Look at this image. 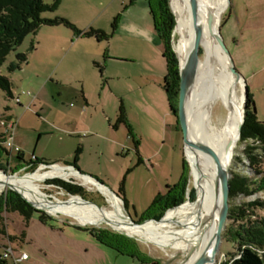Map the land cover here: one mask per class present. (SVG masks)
<instances>
[{
  "label": "rangeland",
  "instance_id": "1",
  "mask_svg": "<svg viewBox=\"0 0 264 264\" xmlns=\"http://www.w3.org/2000/svg\"><path fill=\"white\" fill-rule=\"evenodd\" d=\"M227 5L228 0L221 20L222 35L237 70L245 78L257 117L264 122V0H229L228 8ZM42 17L66 18L81 34L65 25H43L9 53L0 73L11 80L13 97L0 89V132L8 137L11 133L3 122L12 120L16 123L14 143L24 153L25 162L35 156L37 160L33 161L75 167L119 195L125 211L137 223L155 219L148 217L165 206L174 190L180 192L186 178L183 196L187 200L188 191L191 199L195 189L185 136L172 111L165 45L155 32L149 3L63 0L58 10L45 12ZM175 19L176 52V15ZM92 30L104 31L107 38L84 35ZM21 53L27 61L19 69L11 70ZM224 113L227 114L224 104H218L215 114ZM3 146L8 149L6 143ZM253 152L264 166V150L258 148ZM16 164L15 156L14 161H7L6 154L0 157V170L8 175L35 171ZM234 174L255 175L247 143L241 139L231 164V178ZM51 180L42 182V190L49 196L68 199L71 193ZM66 182L82 187L84 200L107 205L101 192L81 184V177H71ZM1 197L23 198L11 187L0 192ZM158 198L161 202L155 208L152 205ZM254 200L264 201V192L250 197L241 195L230 200V206L244 207ZM254 210L258 216L264 215L261 209ZM42 212L45 211L37 210L29 225L18 212L4 213L0 256L11 243L16 256L24 252L29 256L20 264H178L183 258V253L169 249L176 255L170 258L158 247L104 223L83 225L85 221L74 216L48 212L45 213L52 218L44 223L40 218ZM238 222L228 221L215 264L228 262L239 251V244L242 248L248 246L235 239L237 232L243 233ZM86 229L124 237L129 249L143 255L148 263L126 253L122 243L99 238ZM8 261L14 264L12 258Z\"/></svg>",
  "mask_w": 264,
  "mask_h": 264
},
{
  "label": "bare ground",
  "instance_id": "2",
  "mask_svg": "<svg viewBox=\"0 0 264 264\" xmlns=\"http://www.w3.org/2000/svg\"><path fill=\"white\" fill-rule=\"evenodd\" d=\"M198 1V18L203 29V56L186 106L190 124L186 155L190 165L191 183L195 189V200L188 196L182 204L173 207L174 209L170 208L161 219H149L136 225L125 211L122 199L91 177L79 175L77 170V173L65 170L69 168L63 165H54L45 172L39 170L44 169L42 166L35 173L26 175H8L0 170V192L11 187L33 205L50 214L71 215L84 220L83 225L104 223L120 233L158 247L170 258H175L176 255L170 253L169 249L179 251L183 253V258L178 264H195L203 255L206 259L201 264H215L220 251H215V245L220 222L221 191L218 184V165L207 153L203 142H211L218 151L222 167L231 170L240 141L246 82L233 75L229 58L216 37L225 12L226 0ZM171 6L177 18L176 33L179 36L175 48L181 64L184 65L195 37L190 0H171ZM221 103L227 109V114H215L216 106ZM56 166H63L65 169ZM75 176L83 179V186L101 192L107 205L98 206L84 200L81 195L73 194L62 200L57 196H49L42 190L41 184L44 180L61 178L68 181Z\"/></svg>",
  "mask_w": 264,
  "mask_h": 264
},
{
  "label": "trees",
  "instance_id": "3",
  "mask_svg": "<svg viewBox=\"0 0 264 264\" xmlns=\"http://www.w3.org/2000/svg\"><path fill=\"white\" fill-rule=\"evenodd\" d=\"M63 0H52L47 4L44 0H0V67L6 61L7 56L24 39L31 33H37L43 25L59 26L65 25L73 28L79 34V31L68 19L56 17L53 19H45L42 14L45 12H54L59 9ZM149 3L151 11L154 15L155 32L163 40L165 45L164 54L168 64V80L167 91L171 101L172 111L176 115V103L180 88V66L179 59L174 49L175 38V15L170 7L169 0H146ZM229 6V2H228ZM228 8V7H227ZM226 18L222 22L225 23ZM84 35H97L100 38H107L104 31H89ZM27 61L25 54H18V62L10 66L11 70H16L21 67V63ZM248 87V86H247ZM0 89L5 91L10 97H13L11 80L0 73ZM177 116V115H176ZM178 118V117H177ZM4 125V124H3ZM7 136L0 132V157L6 154L7 161L10 160V151L4 148ZM241 141L247 143V155L250 160V165L254 171L253 177H246L240 174H234L231 178V192L230 200H233L241 195L250 197L259 192H264V166L259 156L255 155L253 150L261 148L264 150V122L259 121L256 110L253 106L252 99L249 95L247 98V110L244 125L242 127ZM17 163L21 167L24 160V153L20 152L15 156ZM14 161V159H13ZM37 164L44 163V161H36ZM34 172V171H33ZM51 180V179H49ZM52 183H57L64 187L73 195H81L83 188L64 181L61 178H53ZM188 179L186 178L181 186L180 192L170 194L167 198L165 206L161 209L152 212L148 218H155L159 220L163 214L170 207H176L185 201L184 191L186 190ZM120 197L119 195H117ZM191 199L195 198V191H191ZM80 197H83L82 195ZM84 198V197H83ZM166 200V199H165ZM161 200L158 198L153 207H158ZM261 209L264 211V201L254 200L245 204L244 207L234 206L230 208L229 219L239 221L238 224L242 226L243 233H236V241L242 240L247 244L242 248L239 244V251L232 254V258L225 264H264V215H257L254 209ZM37 210L29 204L25 199L18 197L14 199L0 198V232L5 234L4 228V213H20L27 225ZM255 216V218H252ZM41 221L47 223L52 217L42 212L40 215ZM147 219V218H144ZM91 231L99 238H110L116 240L119 244L122 243L126 247V253L136 255L142 259L144 263H148L143 255L129 249V244L125 243L124 237L120 235L109 234L102 230L86 229ZM25 234L23 235L24 238ZM263 251V254L261 252ZM234 256V257H233ZM0 264H10L8 259L0 256ZM153 264H156L155 262Z\"/></svg>",
  "mask_w": 264,
  "mask_h": 264
},
{
  "label": "water",
  "instance_id": "4",
  "mask_svg": "<svg viewBox=\"0 0 264 264\" xmlns=\"http://www.w3.org/2000/svg\"><path fill=\"white\" fill-rule=\"evenodd\" d=\"M169 4H170V7L173 11V8L171 6V2H169ZM199 7L200 6H199L198 0H190L191 14H192L194 28H195V37H194L193 45H192V48H191L190 53L188 55V59H187L186 63L183 65V64H181V62L179 60L180 88H179V93H178V98H177V103H176V115L178 117V121L181 125V128L184 132L185 142L187 139V135L189 134V131H190L189 119L187 117V112H186L187 100H188L189 94H190V92H191V90L195 84L197 74H198L200 60L203 56V48L201 46L202 45V39H203V29L201 27V24H200L199 18H198ZM173 13H174V11H173ZM174 15H175V13H174ZM216 37H217V40H218L220 47L222 48V50L225 52V54L229 58V62L231 64V71H232L233 75L235 77H241L245 80V78L241 75V73L237 70V68L235 66V63H234L233 58L231 56V53H230V51H229V49L225 43L223 35H222L221 26L217 28ZM247 98H248V87L246 85V88H245V109H244L243 121L241 123V128H240V135H239L240 139L242 136V127L244 125L245 118H246ZM203 143L205 144L207 153L209 155H211V157L214 159V161L218 165V175H219L218 184H219L220 191H221L220 222H219V227H218V231H217V235H216V245H215V251H218L219 249L221 250L223 232L225 231L227 224H228V221L230 220L229 214H230V208H231V206H230L231 170H229L225 167H222L221 159H220V156L218 154V151L211 142L205 140V142H203ZM54 165H56V163L44 162V163H41L40 167L43 166L44 169H50ZM70 167L77 170L80 173V171L73 166H69V165L65 166V168H70ZM80 174H83V173H80ZM83 175H85V174H83ZM187 198H188V191H187ZM23 199H25L29 204H31L36 210L45 211V210L40 209V208L36 207L35 205H33L25 197H23ZM130 219L134 224H136V225L140 224V223L133 221L131 217H130ZM205 259H206V257L203 255L202 257H200L197 260V262L195 264H201L202 262H204Z\"/></svg>",
  "mask_w": 264,
  "mask_h": 264
},
{
  "label": "built area",
  "instance_id": "5",
  "mask_svg": "<svg viewBox=\"0 0 264 264\" xmlns=\"http://www.w3.org/2000/svg\"><path fill=\"white\" fill-rule=\"evenodd\" d=\"M3 124H4V126L7 127L8 131L11 133L7 137L5 143H6V147L8 148V150L11 153L10 154V159H14V156H16L20 152H22L21 149L19 147H17L15 145V143H14V135H15V130H16V123H14L12 120H7V121H4ZM33 160H37L35 156H33L32 161ZM56 165H59V164L56 163ZM39 166H41V164ZM3 257L5 259L12 258L13 261H14V264H20L22 261L27 260L29 256L25 252L21 253L20 256H16V250L12 247V245L10 243L7 247H5V252L3 254Z\"/></svg>",
  "mask_w": 264,
  "mask_h": 264
},
{
  "label": "flooded vegetation",
  "instance_id": "6",
  "mask_svg": "<svg viewBox=\"0 0 264 264\" xmlns=\"http://www.w3.org/2000/svg\"><path fill=\"white\" fill-rule=\"evenodd\" d=\"M24 163V164H23ZM21 168L22 169H28V170H36L37 167L40 165V164H37L36 161H30V162H23ZM19 164V163H18ZM18 164H16L18 166ZM143 221V220H142Z\"/></svg>",
  "mask_w": 264,
  "mask_h": 264
},
{
  "label": "crops",
  "instance_id": "7",
  "mask_svg": "<svg viewBox=\"0 0 264 264\" xmlns=\"http://www.w3.org/2000/svg\"><path fill=\"white\" fill-rule=\"evenodd\" d=\"M56 167H61V168H63V169H65L63 166H56ZM65 170H70V171H72V172H74V173H77L76 171H75V169H73V168H69V169H65ZM77 174H79V175H81L80 173H77ZM84 176V175H83Z\"/></svg>",
  "mask_w": 264,
  "mask_h": 264
}]
</instances>
